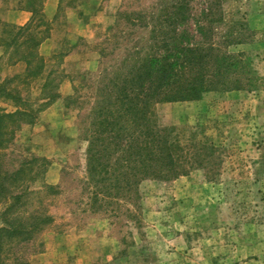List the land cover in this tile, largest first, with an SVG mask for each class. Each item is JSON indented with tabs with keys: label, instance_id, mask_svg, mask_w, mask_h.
Listing matches in <instances>:
<instances>
[{
	"label": "rangeland",
	"instance_id": "1",
	"mask_svg": "<svg viewBox=\"0 0 264 264\" xmlns=\"http://www.w3.org/2000/svg\"><path fill=\"white\" fill-rule=\"evenodd\" d=\"M170 1L62 0L55 17L45 16L51 41L39 53L48 58L69 47L68 54L46 59L55 72L45 93L60 91L64 81L69 93L24 123L29 129H19L15 139H2V170L36 160L15 189L21 203L9 217L44 219L28 242L5 244L2 264H264V0H221L219 23L202 19L203 11L216 12L214 0H191L194 39H200L195 25L213 26L223 50L246 60L242 76L251 80L240 76L239 90L151 107L149 128L154 138L174 143L171 154L184 175L143 178L128 191L111 179L90 180L85 171L90 141L111 139L101 132L106 112L98 108L111 120L120 115L123 131L112 134H124L119 139L136 128L118 104L106 105L103 95L112 88L106 72L136 46L149 49L160 33H152L148 17V28L131 26L127 17L156 16L162 10L156 6ZM230 27L237 34L229 41L242 43L222 45ZM0 53V75L9 76L11 49ZM35 82L15 84L38 106L44 102ZM5 122L8 138L24 121Z\"/></svg>",
	"mask_w": 264,
	"mask_h": 264
},
{
	"label": "trees",
	"instance_id": "2",
	"mask_svg": "<svg viewBox=\"0 0 264 264\" xmlns=\"http://www.w3.org/2000/svg\"><path fill=\"white\" fill-rule=\"evenodd\" d=\"M37 1L27 0L28 4L36 9L32 22L18 29L9 42L0 40L5 51L11 48V59H21L26 62L24 82L28 80L27 78L35 80L41 77L44 67L37 47L45 38L47 28L46 21L36 6ZM220 1L214 0L216 12L203 11L202 19H208L209 23L222 22ZM156 7L158 10L162 8L155 13L156 16L138 13L133 19L128 16L127 20L131 26L142 24V27L148 28V17L150 22H155V26L151 28L152 33L158 30L159 37H153L149 49L137 46L133 48L116 65H112L109 69L112 71L108 70L105 76V79L112 84V88H107L103 95L108 101L106 105L118 104L123 110L121 116L130 117L128 121L136 128L131 132L127 131L126 139H119L124 134L119 132L112 134L114 130L123 129V126L119 124L120 115L111 120L107 116L105 107L98 108L99 113L106 112L100 121L101 132L107 135L112 133L109 136L111 139L105 142L92 139L86 151L85 171L90 180H97V182L114 180L113 184L118 190L126 185V189L132 191L131 187L136 181L143 178L170 179L185 174V172L177 171L178 159L173 153L171 154V151L176 149L174 143L167 139L154 138L155 133L149 128V121L152 119L149 110L154 104L196 101L211 91L239 90L241 79L244 78L242 74H246V60L223 50L219 45L221 42H216L213 26L196 28L195 25L194 33H197L200 39L198 41L194 39L192 29L188 26L194 17L191 0H171L166 7L161 3ZM180 27L181 30L178 31ZM166 29L169 30L166 31ZM226 34L222 36L224 43L222 45L242 43V39L236 37L229 41L228 38L237 34L233 28L230 27ZM20 37L24 38L20 41ZM53 74V70L49 71L40 86L42 98L46 99L47 103L59 96L50 90L45 93V88L54 82ZM12 99L18 98L12 97ZM21 116L24 115L19 112L6 114L0 121L15 123L19 118L24 121L29 120ZM2 127L0 124V134ZM142 136L144 139H139ZM2 143L3 140L0 139V149ZM34 161L36 160L23 161L13 171L2 170L0 163V264H2L1 254L6 243L28 242L32 238V232L41 228V224L44 223L43 217L37 215L34 219L32 217L24 221L18 217H9L18 211V205L21 203L22 193H15V189L19 187L25 172L32 169L31 164ZM6 194H10L9 199L12 200L8 199V201L11 203H5ZM14 264L24 263L17 260Z\"/></svg>",
	"mask_w": 264,
	"mask_h": 264
},
{
	"label": "crops",
	"instance_id": "3",
	"mask_svg": "<svg viewBox=\"0 0 264 264\" xmlns=\"http://www.w3.org/2000/svg\"><path fill=\"white\" fill-rule=\"evenodd\" d=\"M40 1V0H39ZM62 0H42V5L39 6V11H40V15L45 19L46 21V28H47V34L45 36V38L40 42V44L37 47V52L39 53L40 51V47H43V45H45L46 43L50 42L51 39V32H52V28L51 25L52 22L49 20L47 22L45 16L47 17L48 15H53L54 17L56 16V10L58 9L59 4H61ZM31 4H28L27 0H1L0 1V40H4V41H10L11 39L14 38L15 34L18 32V29L28 25L30 22H32V19L34 18V7L30 6ZM36 5V4H35ZM38 7V5H36ZM50 16V17H51ZM52 19V18H51ZM57 19V18H56ZM4 47L2 46V44H0V51L1 49H3ZM68 48V49H67ZM64 48L65 50L63 51H55V52H59L57 53H48L44 56H49V59H53L56 58V56L60 55H66L69 52V47ZM11 49V48H10ZM1 54V53H0ZM39 55L42 57L43 59V73L41 75V77L36 78L35 80H31L30 78H27L28 80H26V82L28 81V83L24 82L23 77L24 75H26V69H27V64L26 62H24L21 59H12V60H8L7 65L10 69V75L9 76H5V77H1L0 75V119L6 115V114H12V113H16L19 112L21 115V117H26L29 118V124L31 125L32 123L35 122L36 120V116L37 114L43 112V108H45V106H47V100L40 98L43 103H41V105H33V103L28 104L27 101H25L24 98H22V93H21V89H19V87L16 86V82L17 84H21V85H28L31 82L32 83H36L35 81H39L38 82V87L37 89L40 90V86L43 83V78L44 76L51 70H53V72H55L54 67L52 63H50L49 65L46 62V59L43 57L40 53ZM54 77V74H53ZM63 78V76H62ZM23 81V82H22ZM63 82V80H62ZM69 83H67V81H64L62 83V85H60V91H55L59 96H61L60 94H68V86ZM64 87V90L62 89ZM63 90V91H61ZM42 93V92H41ZM40 93V94H41ZM207 94V93H205ZM204 94V95H205ZM203 95V96H204ZM58 96V97H59ZM12 97L18 98L17 100L12 99ZM203 98V97H202ZM46 112V111H44ZM43 112V114H44ZM29 114V115H28ZM25 118V119H26ZM20 121H24L21 120V118H19ZM28 120H25L22 125L20 124H15V127L13 128V130H10L12 132L9 133L10 135H8L9 137L6 138L8 132L5 131V126L7 127L9 124H7L5 122V120L0 121V124L3 126L1 128V134H0V139H15L14 136L16 137V134L18 133V131L21 130H26L29 129V125L28 124H24L26 123ZM3 122V123H2ZM10 124H13L11 122H9ZM20 125V126H19ZM17 129V130H15ZM21 129V130H19ZM14 133V135H13ZM20 133V132H19ZM33 139V137H32Z\"/></svg>",
	"mask_w": 264,
	"mask_h": 264
}]
</instances>
